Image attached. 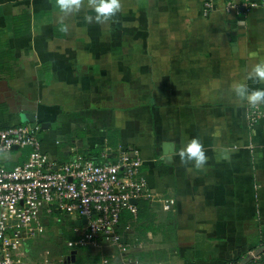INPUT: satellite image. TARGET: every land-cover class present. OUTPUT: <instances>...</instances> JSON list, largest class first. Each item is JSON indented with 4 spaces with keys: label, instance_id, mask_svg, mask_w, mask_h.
<instances>
[{
    "label": "crops",
    "instance_id": "0c3cea01",
    "mask_svg": "<svg viewBox=\"0 0 264 264\" xmlns=\"http://www.w3.org/2000/svg\"><path fill=\"white\" fill-rule=\"evenodd\" d=\"M210 1L120 0L97 23L82 0L61 24L55 0H0V129L40 124L42 151L60 163L132 149L158 195L124 214L126 252L80 249L94 264H240L264 244V104L251 128L233 89L264 88L249 78L264 61V0ZM193 138L208 157L200 168L179 156Z\"/></svg>",
    "mask_w": 264,
    "mask_h": 264
},
{
    "label": "built area",
    "instance_id": "2783aa9c",
    "mask_svg": "<svg viewBox=\"0 0 264 264\" xmlns=\"http://www.w3.org/2000/svg\"><path fill=\"white\" fill-rule=\"evenodd\" d=\"M206 8H213L210 0ZM236 8L229 3L227 12ZM262 116L260 105L249 106V127L256 126ZM42 132L37 123L0 129V156L15 147L33 150L25 162L12 169L0 164V264H20L17 254L22 246L43 237L49 223L63 216L73 219L70 233L76 239L69 240L68 247L97 250L110 243L126 252L124 214L129 212L135 218L137 202L158 197L149 186L140 154L120 147L100 156L76 154L60 163L42 151ZM164 209H171L169 200H165ZM240 264H264V244L246 252Z\"/></svg>",
    "mask_w": 264,
    "mask_h": 264
},
{
    "label": "clouds",
    "instance_id": "9594fccd",
    "mask_svg": "<svg viewBox=\"0 0 264 264\" xmlns=\"http://www.w3.org/2000/svg\"><path fill=\"white\" fill-rule=\"evenodd\" d=\"M55 6L62 14L58 17L62 24L65 16L81 9L82 0H55ZM89 7L93 9L96 15L94 17L91 15L86 16V21L92 22L94 19L97 23H104L121 11V2L120 0H89ZM249 78L264 82V61L254 66ZM233 89L236 96L249 105L264 104V88L249 90L246 83H236ZM179 156L182 163L194 162L196 168L202 167L208 159L202 143L196 138H193L180 150Z\"/></svg>",
    "mask_w": 264,
    "mask_h": 264
},
{
    "label": "rangeland",
    "instance_id": "374dc122",
    "mask_svg": "<svg viewBox=\"0 0 264 264\" xmlns=\"http://www.w3.org/2000/svg\"><path fill=\"white\" fill-rule=\"evenodd\" d=\"M260 106L262 108V105ZM47 227L44 237L31 241L18 251L17 257L21 264L50 263L56 258H60L63 264H94L98 256L95 257L86 250L81 251L78 247L67 246V242L74 238L70 233L69 220L66 217H58Z\"/></svg>",
    "mask_w": 264,
    "mask_h": 264
},
{
    "label": "water",
    "instance_id": "95a60500",
    "mask_svg": "<svg viewBox=\"0 0 264 264\" xmlns=\"http://www.w3.org/2000/svg\"><path fill=\"white\" fill-rule=\"evenodd\" d=\"M235 33V32H234ZM234 40H236L237 38L234 36L233 37ZM23 120L28 122V123H34L35 122V116L33 114H24L23 115ZM17 148L15 147L14 150H16ZM134 204H136V201H133ZM86 222V218H83V223ZM76 225H80V222L76 221L74 222Z\"/></svg>",
    "mask_w": 264,
    "mask_h": 264
}]
</instances>
